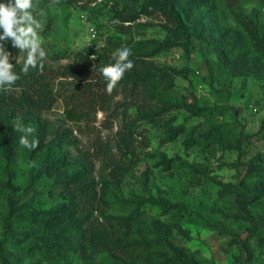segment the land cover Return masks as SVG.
I'll use <instances>...</instances> for the list:
<instances>
[{"label": "rangeland", "instance_id": "obj_1", "mask_svg": "<svg viewBox=\"0 0 264 264\" xmlns=\"http://www.w3.org/2000/svg\"><path fill=\"white\" fill-rule=\"evenodd\" d=\"M33 2L44 22V66L65 62L70 50L96 51L112 37L133 47L155 92L142 98V109V99L123 105L134 92L121 88L114 99L120 115L101 130L112 151L87 157L90 169L78 160L87 138L65 120L60 101L40 115L13 113L0 122V264L264 261V136H253L243 154L234 147L235 134L257 131L264 119V0H173L169 9L151 0ZM177 26L188 31L192 48ZM2 43L10 63L25 55L10 39ZM18 118L35 128L39 145L32 151L19 144ZM123 121L136 129L128 153L116 143ZM62 132L77 139L66 145L67 157L56 145ZM45 158L59 164L56 172L39 168ZM87 181L104 210L76 220L68 194ZM237 197L262 212L255 228L238 214ZM99 221H113L118 244L136 253L110 262L103 238L85 251V236Z\"/></svg>", "mask_w": 264, "mask_h": 264}, {"label": "trees", "instance_id": "obj_2", "mask_svg": "<svg viewBox=\"0 0 264 264\" xmlns=\"http://www.w3.org/2000/svg\"><path fill=\"white\" fill-rule=\"evenodd\" d=\"M70 2L71 0H64ZM193 0H190V3ZM8 0H0V3H7ZM162 8H171L173 0H151ZM151 5V4H150ZM179 28L182 34L184 45L192 48L188 31ZM2 32V29H0ZM121 42L109 37L103 46L93 52L82 50H70L63 54L65 62L57 66H44L43 71L31 70L28 75L21 73L22 64L15 65V71L21 75V79L16 83L11 92L0 91V122L13 113H29L40 115L54 107L60 101L62 104L63 116L66 121L72 124L74 130L79 135L86 136L84 143L85 154L78 160L83 167L90 169L91 164L87 157H100L110 154L113 148L111 140L105 139L101 134L102 129L113 127L115 120L120 115V105L114 103V99L119 95L121 88H129L134 92L133 101L123 104L137 105L142 98H147L155 92V85L149 79L143 65L139 63V58L133 47L130 59L134 62V67L125 73L123 79L117 84L116 90L111 95L105 94V81L99 73V68L104 65L115 63L112 53L121 48ZM92 55L96 59H90ZM16 61L13 62L15 64ZM140 106L146 108L144 99ZM256 109V108H255ZM103 113V118L98 121V113ZM264 119L261 127L253 132H239L235 134L234 147L239 154L247 151L249 144L253 141V136L262 134L264 136ZM117 145L124 152H132L136 142V129L129 122L123 121L118 128ZM77 141L75 136H70L67 132L59 134L56 145L62 156L67 157L70 153L66 145ZM1 152L5 157L12 154L11 147L6 138L2 139ZM76 161V158H74ZM59 164L48 158L42 160L39 168L44 173H54L58 170ZM247 170L250 166H247ZM245 173L241 176L242 186L249 193L250 189L245 184ZM237 209L240 217L246 219L255 228L259 223L261 211L252 212L248 210L243 200L237 197ZM69 213L76 220L88 221L95 213L104 210V203L101 202L100 195L95 184L91 181L84 182L78 187L71 188L68 194ZM98 218V217H97ZM115 225L113 221H99L85 239L87 245H82L85 251L89 246H96L103 238L102 251H105V259L122 260L133 256L136 252L134 248L120 246L115 239ZM234 264H249L245 260H240ZM260 264H264L262 261Z\"/></svg>", "mask_w": 264, "mask_h": 264}, {"label": "clouds", "instance_id": "obj_3", "mask_svg": "<svg viewBox=\"0 0 264 264\" xmlns=\"http://www.w3.org/2000/svg\"><path fill=\"white\" fill-rule=\"evenodd\" d=\"M60 0H52L53 5H58ZM38 4L33 0H8L7 3H0V91L11 92L21 75L15 71L17 63L22 64L21 73L28 75L31 70L43 71L44 61L47 59V52L42 46L44 41L39 33L43 31L44 22L36 18ZM42 15V13H41ZM11 40L13 47L19 49L20 54L25 55L14 57L16 63H10L12 57L5 44ZM91 44L89 42L86 45ZM85 45V46H86ZM131 48L123 46L112 53L115 63L101 66L99 73L105 81V94L111 95L126 72L134 67ZM90 59L95 60L93 55ZM14 131L22 133L19 137V144L28 149L34 150L39 145V140L34 136L35 128L24 126L19 118L14 122ZM31 137V139H30ZM31 166H35L33 163Z\"/></svg>", "mask_w": 264, "mask_h": 264}, {"label": "built area", "instance_id": "obj_4", "mask_svg": "<svg viewBox=\"0 0 264 264\" xmlns=\"http://www.w3.org/2000/svg\"><path fill=\"white\" fill-rule=\"evenodd\" d=\"M95 33V32H94ZM93 56V55H92ZM255 109V108H254Z\"/></svg>", "mask_w": 264, "mask_h": 264}]
</instances>
